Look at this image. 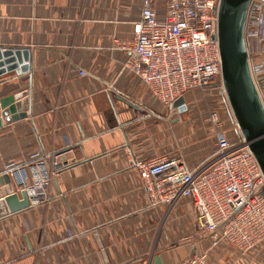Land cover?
<instances>
[{
    "label": "crops",
    "instance_id": "0c3cea01",
    "mask_svg": "<svg viewBox=\"0 0 264 264\" xmlns=\"http://www.w3.org/2000/svg\"><path fill=\"white\" fill-rule=\"evenodd\" d=\"M142 2L0 0V48L28 49L31 65L0 76V99L30 93L27 117L0 127V175L14 167L20 193L35 155L73 162L47 202L0 217V264H185L204 253L205 264H264V247L245 256L212 248L187 200L147 204L132 162L177 157L188 123L123 69L127 54L114 47L132 40ZM166 6L157 0L160 18ZM213 154L185 160L197 168Z\"/></svg>",
    "mask_w": 264,
    "mask_h": 264
},
{
    "label": "built area",
    "instance_id": "2783aa9c",
    "mask_svg": "<svg viewBox=\"0 0 264 264\" xmlns=\"http://www.w3.org/2000/svg\"><path fill=\"white\" fill-rule=\"evenodd\" d=\"M219 1L167 0L165 17L160 18L157 0H143L132 40L114 41V47L127 54L123 69L138 77L163 105L203 90L218 94L231 112L222 82ZM244 41L251 77L264 107V0L250 1ZM209 120L215 129L222 127L218 111ZM233 131L234 137L217 134L213 157L197 168L178 156L135 160L132 166L148 206L173 209L187 200L198 232L206 235L212 248L229 245L245 256L264 247V176L235 119ZM33 160L29 168L34 178L29 181L19 174L18 181V191L27 192L30 206L47 202L54 176L73 163L65 153H39ZM8 172L17 177L14 167ZM206 259L204 253L185 264H205Z\"/></svg>",
    "mask_w": 264,
    "mask_h": 264
},
{
    "label": "water",
    "instance_id": "95a60500",
    "mask_svg": "<svg viewBox=\"0 0 264 264\" xmlns=\"http://www.w3.org/2000/svg\"><path fill=\"white\" fill-rule=\"evenodd\" d=\"M251 0H220L218 8V40L222 60V82L232 115L241 136L257 159L264 176V107L252 80L246 55L244 28ZM31 71L28 49L0 48V76ZM29 91L0 99V127L27 117L24 105L29 103ZM180 112L186 110L184 98L174 103ZM10 172L0 175V217L15 214L30 207L26 191L18 193ZM264 195V189L262 191ZM6 207V208H5ZM156 264H160L157 257Z\"/></svg>",
    "mask_w": 264,
    "mask_h": 264
},
{
    "label": "rangeland",
    "instance_id": "374dc122",
    "mask_svg": "<svg viewBox=\"0 0 264 264\" xmlns=\"http://www.w3.org/2000/svg\"><path fill=\"white\" fill-rule=\"evenodd\" d=\"M186 95L187 97L183 96L186 110L180 112L177 107L175 109L178 118L187 115L184 122L187 121L188 127L183 136L175 139V145L181 148L178 157L190 161L196 160L202 154L212 152L217 134L225 132L234 137V118L215 92L195 90ZM215 111H218L223 119L220 129H215L209 120L210 114Z\"/></svg>",
    "mask_w": 264,
    "mask_h": 264
}]
</instances>
